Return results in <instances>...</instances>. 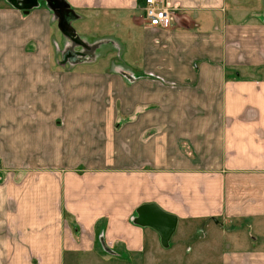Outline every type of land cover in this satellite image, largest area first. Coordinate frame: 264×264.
I'll use <instances>...</instances> for the list:
<instances>
[{
    "label": "crops",
    "instance_id": "1",
    "mask_svg": "<svg viewBox=\"0 0 264 264\" xmlns=\"http://www.w3.org/2000/svg\"><path fill=\"white\" fill-rule=\"evenodd\" d=\"M64 2L115 15L133 66L52 69V11L0 7V264H144V204L176 217L170 252L264 264V0H162L166 28L144 0Z\"/></svg>",
    "mask_w": 264,
    "mask_h": 264
},
{
    "label": "rangeland",
    "instance_id": "2",
    "mask_svg": "<svg viewBox=\"0 0 264 264\" xmlns=\"http://www.w3.org/2000/svg\"><path fill=\"white\" fill-rule=\"evenodd\" d=\"M32 4L34 3L27 2V0H0V7L12 6L14 8H20ZM38 4L42 6L45 5L42 1H39ZM78 15L80 16V19L73 20L72 18H69L68 24L72 27L75 37L81 42L80 44H77L63 35L58 27L57 20H52L50 25V67L52 69L55 68L60 70H81L83 71L81 73H96L105 71L112 73L116 68L129 70V68L133 66L131 61L132 56L130 57V54H120L119 47L122 51L125 49L117 40V38H121L122 33L120 32L122 31L116 30L113 26H111L114 22L115 15L110 14L105 16L101 15V13H79ZM7 69H11V67L8 66ZM4 71H6L5 57L2 61L0 60V73ZM75 79L76 78L73 80ZM72 88L73 90L71 95L72 98L74 97L72 99L74 102H93L97 99L98 93L94 92L90 86H85L79 82V84H76ZM193 229L194 228L189 230V234H191V237H189L191 242L189 244L191 247L194 246V238H197L195 234L196 230L194 229V231ZM180 230L181 228L178 226L174 235L172 234L173 237L171 236L172 239L170 237L171 242L172 240L174 242V240L178 239L177 233ZM204 230L208 231V228H204ZM168 245L169 246L167 247L161 246V248L157 251L152 250L148 256L141 260V263L171 264L172 262H175L174 264H196L191 252H184V248L181 250V253L178 251L170 252L169 249L171 247L170 244ZM109 260L110 261L108 263H105L103 262V259H101V263L94 264H118L111 257Z\"/></svg>",
    "mask_w": 264,
    "mask_h": 264
},
{
    "label": "water",
    "instance_id": "3",
    "mask_svg": "<svg viewBox=\"0 0 264 264\" xmlns=\"http://www.w3.org/2000/svg\"><path fill=\"white\" fill-rule=\"evenodd\" d=\"M39 1L44 2L48 9L55 15L62 34L77 44H80L81 42L75 37L72 27L68 24V19L71 18L70 8L64 0H27V2H33L34 4L16 9L23 10L26 13L28 9L37 7ZM136 214L134 222L141 227H148L154 230L159 236L161 246L167 247L170 237L176 228V217L162 211L154 204L140 206Z\"/></svg>",
    "mask_w": 264,
    "mask_h": 264
},
{
    "label": "built area",
    "instance_id": "4",
    "mask_svg": "<svg viewBox=\"0 0 264 264\" xmlns=\"http://www.w3.org/2000/svg\"><path fill=\"white\" fill-rule=\"evenodd\" d=\"M144 18L150 27L166 28L171 20V9L162 0H144Z\"/></svg>",
    "mask_w": 264,
    "mask_h": 264
}]
</instances>
